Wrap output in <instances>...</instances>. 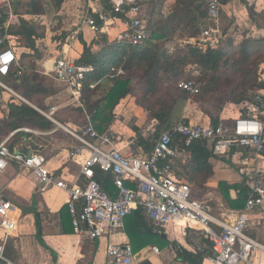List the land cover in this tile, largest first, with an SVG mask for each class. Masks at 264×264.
<instances>
[{"label":"built area","instance_id":"1","mask_svg":"<svg viewBox=\"0 0 264 264\" xmlns=\"http://www.w3.org/2000/svg\"><path fill=\"white\" fill-rule=\"evenodd\" d=\"M12 1L0 0L4 6L0 16H7L5 23L0 25V45L8 44V48L0 51V87L26 102L2 82L13 67L17 69L16 77L24 69L8 34L14 18ZM87 2L89 11L85 23L94 33H108L109 27L120 23L125 28L117 36L118 43L137 47L150 37L143 0ZM223 7L220 0H209L208 16L214 25L203 31L198 44L200 48L223 47L224 38L219 24ZM47 70V76L63 86L67 106L81 109L85 115V124L73 131L56 118L62 106H52L48 111L36 108L58 130L62 129L75 139L77 145L69 152L68 158L71 161L83 159L80 174L74 179L59 178L49 169L47 158L26 147L24 142L12 150L13 138L22 132L44 135L32 128H22L0 142V176L10 164H15L20 172L32 173L42 191L55 187L67 193L66 205L74 232L91 240L123 230L126 219L140 210L156 234H162L169 224L199 232L211 244L212 264H264V167L257 165L247 169L249 194L244 208L233 213V218L218 216L212 205L197 199L193 187L177 179L173 171L174 162L186 151L178 145L190 146L203 140L213 145L216 156L228 157L238 149H250L255 152L258 164L264 161V88L251 96L252 103L247 104L250 113L240 115L232 125L220 123L215 126L210 121L194 125L182 120L164 130L152 152L145 156L131 149L133 142L129 143V148H121L116 135L98 133L95 129L83 98L86 75L94 70L92 66L77 65L65 54L51 61ZM113 73L125 74L122 69H113ZM259 81L264 83V73L260 74ZM98 85L99 82L92 83L90 88L95 89ZM176 86L193 97L201 94L200 87L193 80H181ZM127 148L129 151L125 152ZM96 170L111 175L117 190L115 195L102 188L96 179ZM22 219V209L0 191V264H16L8 258L7 247L10 241L19 238ZM251 227L256 235L250 234ZM152 252L159 254L160 249L154 247ZM107 256V264H137L130 244L109 243Z\"/></svg>","mask_w":264,"mask_h":264},{"label":"crops","instance_id":"2","mask_svg":"<svg viewBox=\"0 0 264 264\" xmlns=\"http://www.w3.org/2000/svg\"><path fill=\"white\" fill-rule=\"evenodd\" d=\"M24 1L26 0H22V2ZM57 1L59 2V5L58 2L56 4L57 12L54 14L55 17H51L54 23V29L57 32L64 31L68 34L63 35V37L59 35L60 37L56 42L51 40V45L47 44V50L43 51L44 45L42 44L44 42L48 43L46 38L47 35H45L43 38L36 39L37 53L36 50L27 47V49H24L23 54H18L20 62L22 55L25 54L27 55L26 62H29L28 64L30 65L35 64L36 70L46 75L48 73L47 67H49L50 62L54 61V59L63 57L65 54L68 55L71 61L77 64L84 53V46L81 43V39L88 45H92L93 51H99L106 41L110 44L118 43L117 36L125 28L120 23H116V25L109 27L108 33L96 34L85 23L89 11L87 0ZM145 1L146 0L143 2V7H145ZM246 1L255 7L256 13L264 20V0ZM56 6L53 5L52 7ZM67 8L68 10H66ZM224 8H233L234 12L238 10L243 15L248 14L247 9L239 0H233L227 6H224L223 9ZM0 10L2 12L4 10V6L1 3ZM12 12L14 15L12 25H20L21 21L24 20L26 23L35 26L36 20L45 16V13L42 15H35L28 14L25 11L20 14H15L13 8ZM167 12H169V10L165 9L163 6L162 13L165 15ZM234 16L236 17V15ZM222 21L221 19L219 23L220 28H222ZM145 22L146 26H148L146 16ZM64 24L68 25V29L67 27H61ZM259 29L262 34L261 36L264 37V27L262 28L260 26ZM221 31L223 32V30ZM200 38L202 39L201 36L193 39L185 38V40L174 38L171 42H181L182 44L188 45L193 41L199 43L201 41ZM14 39L15 38L12 37V43ZM13 46L15 47L14 43ZM261 68L260 74L264 73V62ZM112 75H115V73ZM182 80H184V78ZM172 85L174 86V84L168 82L162 83L159 86V90H161L162 87L169 89L170 87L173 88ZM59 86L63 88L61 84H59ZM140 87L143 92L144 84L142 81L134 80L131 83L130 93L114 108L112 112V122L106 131L103 132H111L116 135V137L119 138L118 146L121 148H125L126 146L129 148V143L133 142L134 145L131 147L132 150L139 152L141 155L148 156L154 148L153 132L160 121L157 117V113L168 116L170 107L174 109L172 113L174 125L182 120L194 125L207 124L209 121L212 122L210 114L207 113L208 111L203 107V101L196 99L200 94L193 97L180 91L176 86L177 91L174 97H158L159 100L154 104L155 111H148L138 104L139 99L136 91L138 89L140 90ZM12 98L17 99L15 96L11 95V93L0 88V134L3 129L1 122L9 112L8 106L12 103L16 105L22 103H17L15 99ZM229 105L234 108L228 112L224 110V113L221 111L220 114L216 116L221 119V123L230 126L234 123L235 119L241 115V112L238 105ZM62 108H66L67 110L73 109L68 116L69 118L62 116V122H65L63 124L64 126L68 127L70 130L76 131L85 124V115L80 109L67 106L65 100L61 109ZM34 109L37 110L36 107H34ZM76 109L79 111L77 112ZM240 109L242 111L243 108ZM96 128L98 131L99 127L97 125ZM35 130L44 133V135L21 133V135L18 134L21 136H18L20 137L19 143L24 142L26 147L36 150L46 157L49 169L55 172L59 178L68 180L77 177L80 174L83 159L71 161L68 158L69 152L77 145L75 139L62 129L58 130L55 125L50 131ZM1 137L0 135V138ZM128 148L125 149V152L129 151ZM190 161L191 154L188 151L182 152L180 158L173 164L175 177L180 181L189 183L193 187V191L194 187L203 190L206 189L208 192L205 198L202 196V199L205 201L213 197L211 200H214L212 207L215 213L225 218H233V213L240 211V209L233 208V202L237 200L239 191L231 189L230 197L232 201L227 202L219 190L220 182H225L230 185L245 183L247 179V169H253L257 167V165L260 168L264 167V161H259L258 164L255 152L250 149H238L228 157L214 155L210 159L213 176L201 188L199 186L201 182L199 183L194 176L195 171L191 169ZM0 191L23 211V219L20 223V236L10 241L7 247L8 258L16 264H107V247L109 243L130 244L135 252L137 264L144 261H148L151 264H189L181 257L184 251L193 254H203L204 259L202 264H212L210 261V256L212 254L211 244L208 239L203 237L199 232L190 228H185L184 226L172 225L177 231L174 234L167 233V231L164 230L165 228L162 230V234H156L153 232V228L146 218L144 216L140 218L137 215V211H134L128 219H126L123 230L108 234L101 239L91 240L85 235L76 234L73 229L70 214L66 212L64 215L63 213L61 214V210L67 206V193L55 187H50L42 191L34 175L27 171L20 172L15 164H10L7 171L0 176ZM109 191L113 195L117 192L113 185L110 187ZM36 212H39L41 215V238L37 236L38 229L36 227L34 215ZM137 223L139 225H137ZM263 233L264 231L262 234ZM131 234L133 236H131ZM250 234L256 235V231L253 227L250 228ZM154 247L160 249L159 254H154L152 252V248Z\"/></svg>","mask_w":264,"mask_h":264},{"label":"trees","instance_id":"3","mask_svg":"<svg viewBox=\"0 0 264 264\" xmlns=\"http://www.w3.org/2000/svg\"><path fill=\"white\" fill-rule=\"evenodd\" d=\"M220 1L223 6H227L233 0ZM239 1L245 6L251 17L258 15L253 5H250L246 0ZM151 2L155 5L158 3L163 5L164 0H151ZM208 2L209 0H175L167 15L165 14L160 20L153 18L148 23L147 29L150 37L141 46L136 47L128 43L110 44L106 41L99 51H93V46L81 39L84 53L77 65L92 66L94 69L86 75L83 98L86 102V111L95 129L97 130L96 125L99 127L98 133L105 132L109 127L114 108L128 96L131 91L130 85L134 80L142 81L144 84L143 96L142 99L138 100V104L145 110L155 111V105L150 102V99L157 94L162 83L168 82L177 85L179 81L186 78L195 81L205 94L211 95L220 92L223 88L232 86L234 76H239L241 77L240 83L233 89L229 103L238 106L244 104L241 115L247 116L249 114L247 104L252 103L251 96L257 90L264 88V83L259 81V68L264 61H258L261 56L264 60V53H261L264 37L257 39L245 35L238 49H235L234 37L227 41L226 48L223 49L210 47L203 49L198 46L199 43H190L187 45L188 51L179 54L172 53L165 44L174 38L179 40L197 38L202 35L206 28L214 25L208 16ZM11 4L15 14L24 11L35 15L45 13L42 0H26L24 2L14 0ZM222 11L221 19H223ZM6 19L7 16H0L1 26ZM234 21V19H230V23L234 24ZM8 34L15 39L25 38L28 48L32 50H36V39L44 37V34L39 33L35 26L26 23L24 20L21 21L20 25H12ZM6 48H8V44L0 45V51ZM26 59L27 55H22L21 65L24 69L19 77H16L17 69L13 67L11 73L3 77L2 80H11L13 88L20 91L22 96L29 101H32L37 95H55L56 90L46 85V78L36 70L35 64H28ZM113 69H122L125 74L112 75ZM97 82L99 85L95 89H91L90 85ZM8 110V114L1 122L3 125L1 136L9 135L22 128L41 131H50L54 128V124L50 120L27 103L22 102L20 105L12 103L8 106ZM80 111L83 113L81 109ZM173 111L174 109L170 107L168 116L157 113L160 121L155 127L153 136L155 144L164 130L174 126ZM210 119L215 126L221 123V119L217 116L210 115ZM20 135L14 137L16 140L12 141V150L19 144L20 138L18 136ZM179 146L191 154L190 167L195 171L194 176L199 183L201 182L199 186L202 188L213 176V169L210 164V159L215 155L213 145L203 140L195 141L190 146L180 144ZM96 179L104 190L112 194L109 191L113 185L111 175L96 170ZM231 189L239 191L237 200L233 202V208L243 209L249 194L246 182L232 185L220 182L219 190L227 202L232 201ZM65 212L69 214L67 206L61 210V214L64 215ZM137 212V215L142 218L141 211ZM34 215L39 232H37V236L41 238V215L39 212ZM137 225L139 224L137 223ZM131 236L133 235L131 234ZM181 257L189 264H202L204 259L203 254H193L187 251H184ZM140 264L151 263L144 261Z\"/></svg>","mask_w":264,"mask_h":264},{"label":"rangeland","instance_id":"4","mask_svg":"<svg viewBox=\"0 0 264 264\" xmlns=\"http://www.w3.org/2000/svg\"><path fill=\"white\" fill-rule=\"evenodd\" d=\"M16 1H18V0H16ZM57 2H58L57 0H52V1L51 0H42V6H43V9L45 12V16H42V18L37 19L36 23H35V27L37 28V31L39 33L44 34V36L47 35L46 38L48 40V43L44 42L42 44V45H44L43 51L47 50V48H46L47 44L51 45L50 44L51 40L53 42H56V40H58V38L60 37L59 35H62V37H63V35L68 34L67 32H64V31L57 32L54 29V23H53L52 18L55 17L54 14H56V12H57V6H56ZM164 2H163V5L161 3H158L157 5H155V3H152L151 0H147L145 2L144 15L146 16L148 23L153 18H155L157 20L162 19L164 17V14L162 13L163 6L165 7V9L170 10L172 8V6L174 5L175 0H167V1L164 0ZM53 5H55L56 7H52ZM66 10H68V8ZM222 10H223L222 11V18H223L222 22H223V24H221L222 28H220V29L223 30V32H224V33L222 32L224 41L222 43L223 47L220 49L226 48L227 41L232 37L235 38V43H236L235 49L239 48V44L243 41L245 35H248V36H251V37H254L257 39L262 37L261 36L262 34L259 31L260 30L259 27L260 26L262 28L264 27V20L262 19V17L260 15H253V17H251L249 15V13L243 15L238 10L234 12L233 8H231V9L224 8ZM77 14H78V12H77ZM153 15H155V16H153ZM231 15H233V16H231ZM234 15H236L237 18ZM230 19L235 20L234 21L235 25L230 23ZM61 27H67V29H68V25H66V24H64ZM62 33H64V34H62ZM13 43H14L15 48H16V53L19 55L23 54L24 49H27V47H28V44H27V41L25 38L16 39V40L14 39ZM165 44L169 47L170 51L174 54L185 53L188 51L187 45L182 44L181 42H170V43L166 42ZM191 44H197V42L193 41V42H191ZM261 53H264V43L261 45ZM261 60L264 61L262 59V56H261V58H259L258 61H261ZM261 67H262V64L260 65V68H259V78H260V71L262 69ZM42 75L46 78V85L48 87L52 88L53 90H56V94L52 95V96L37 95L34 97V99L32 101H29L27 99L26 100L33 107H36V108L44 110V111H48L52 106H55V105L62 106L64 100L67 98L65 90L62 87H60L59 84L52 77L47 76L45 74H42ZM184 80H189V79L184 78ZM240 80H241V77L234 76L232 86H229L227 88H223L220 92H217V93H214L211 95L205 94L200 87L201 94L198 97H196V99L203 101V107L206 108V110L208 111L207 113H209L210 115H215V116L219 115L221 111L224 113V110H226L228 112L232 108H234V107H230L229 104H231V103H229V100L231 99L233 89L239 85ZM2 82L6 86H8L10 89H12L14 92H16L18 95H20V96L23 95L20 91H16L13 88V86H12L13 82L11 80H5V81L2 80ZM176 91H177L176 85H174L173 88L170 87V89L162 87V89L159 90V92L150 99V102L152 104H155L159 100L158 97H162V96H168V97L173 96L174 97L176 95L175 94ZM136 94L138 95L139 100L142 99L143 92H142L141 87H140V90L138 89L136 91ZM12 99H15V98H12ZM15 101L17 103L22 102V101L17 100V99H15ZM243 105H239V107L243 108ZM240 108H239V110L241 112ZM71 110H73V109L67 110L66 108H64V109L62 108L59 111V113H57L56 118L57 119L59 118L58 120H60L59 122L61 124L65 123V122L64 123L62 122V119H61L62 116L68 117ZM76 111L78 112L79 110L76 109ZM225 114H226V112H225ZM22 133L28 134L26 132H22ZM153 133H155V131ZM9 135L2 136L0 138V142L5 141ZM30 135H32V134H30ZM14 139L15 138H13V140ZM207 192L208 191L206 189L203 190V189L194 187V196L196 198H198L200 201H202L204 203H208V204L213 206L214 200H211L213 197L210 198V200H205V201L202 199V196L205 198ZM164 230H166L167 233H170V234H174L175 232H177L171 224H169L167 227H165Z\"/></svg>","mask_w":264,"mask_h":264},{"label":"water","instance_id":"5","mask_svg":"<svg viewBox=\"0 0 264 264\" xmlns=\"http://www.w3.org/2000/svg\"><path fill=\"white\" fill-rule=\"evenodd\" d=\"M25 103H27L28 105L32 106L28 101H26ZM33 107V106H32ZM34 108V107H33Z\"/></svg>","mask_w":264,"mask_h":264}]
</instances>
